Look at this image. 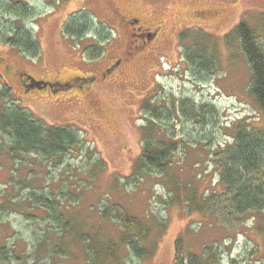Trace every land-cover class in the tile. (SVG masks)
Masks as SVG:
<instances>
[{"label": "rangeland", "instance_id": "obj_1", "mask_svg": "<svg viewBox=\"0 0 264 264\" xmlns=\"http://www.w3.org/2000/svg\"><path fill=\"white\" fill-rule=\"evenodd\" d=\"M24 1L31 14L17 23L33 30L41 55L33 56L0 39V89L5 85L11 88L9 106L25 109L46 129L72 128L84 145L54 163L39 159L36 153L12 161L5 154L13 138L0 126V151L4 153L0 155V202L8 197L13 202L7 214L0 216V247L13 248L19 258L10 263L0 260V264H91L86 247L92 243L79 236L74 240V233L60 239L57 230L71 221L86 238L98 231L103 242L118 239L119 227L100 215L104 201L122 204L142 220L156 215L166 223L157 236L154 255L141 259L130 254L126 264H175L177 239L187 232V244L194 251L217 244L223 252L221 264H264L263 213L236 216L224 195L214 197L212 208L200 213L186 202H171L173 193L166 177L147 174L128 182L142 152L144 102L154 100L178 110L180 101L187 99L198 107L214 106L216 111L207 110L210 114L204 121L176 115L171 129L184 143L176 152L175 178L197 187L199 199L224 190L219 169L222 151L233 144L231 128L243 120L264 129V115L248 96L250 69L245 58L230 50L223 39L242 20L264 38V0ZM7 2L0 0V36L4 38L16 18L3 9ZM83 14L89 16V35L96 34L95 41L64 31L72 15ZM121 15L139 19L146 28L162 29L151 48L135 52L129 60L123 51L127 33L121 31L118 46H110L120 30ZM187 28L205 30L219 40L214 71L202 72L186 62L179 39ZM91 46H99L103 55L93 59ZM117 60L121 64L104 75ZM22 72L37 81L60 75L89 80L78 79L68 90H28ZM100 158L105 162L103 170L98 168ZM45 191L54 194L56 219L24 199L31 192ZM157 231L152 232L153 241ZM45 240L46 247L39 250ZM53 244L54 254L46 249ZM58 244L64 253L60 254ZM120 248L129 255L123 245Z\"/></svg>", "mask_w": 264, "mask_h": 264}, {"label": "trees", "instance_id": "obj_2", "mask_svg": "<svg viewBox=\"0 0 264 264\" xmlns=\"http://www.w3.org/2000/svg\"><path fill=\"white\" fill-rule=\"evenodd\" d=\"M3 9L14 14L16 18L5 38L1 35L0 39L3 38L9 45L39 57L41 55L39 39L34 36L33 30H28L23 24L17 23L19 19L25 20L31 14L29 6L24 0H8ZM88 19L89 16L85 14L72 15L64 25L65 33L79 38L89 34L92 26ZM261 23L264 28V16L261 17ZM223 40L230 50L239 51L245 58L250 69L247 93L264 115V38L259 36L246 20H242L224 36ZM218 41L213 34L197 28L183 30L179 39L185 49L186 62L202 72H212L216 69ZM90 50L93 59L102 56L101 48L91 46ZM21 77L27 89L39 86L40 81L35 80L29 73L22 72ZM10 99H12V90L5 85L0 89V126L13 138L5 154L12 161L20 159L25 154L36 153L39 159H44L46 162L50 160L54 163L57 158H63L70 151L84 145L77 132L72 128L50 127L46 129L25 109L19 108L15 104L9 106L7 102ZM142 110L145 112L143 117L145 122L141 127L142 152L134 164V171L128 177V182L130 179L135 182L139 181L147 174L160 175L166 177L167 187L173 193L171 199L173 204L182 205L183 202H186L189 207L202 213L207 210V207L210 206L209 210L212 208L214 197L224 195L226 201L231 205L232 213L236 216H243L247 212L264 214V129L253 127L243 120L235 123L231 128L233 144L222 151V166L219 169L220 182L224 190L217 195L214 192L209 199L205 197L199 199L196 192L197 187H191L187 182L179 181L178 177L175 178L176 152L184 141L176 136L171 126L176 115L204 121L210 114H206V111H216L215 107L209 105L198 107L194 102L183 99L177 110L175 106L165 107L159 102L147 99ZM0 155H4V153L0 151ZM104 163L101 158L98 160L100 170H103ZM53 195L48 191L31 192L24 199L30 201V206L54 215L57 208ZM104 202L100 207V215L105 221L113 222L119 227L118 239H107L103 242L98 236L100 234L98 231L94 233L93 237L89 234L90 236L86 238L82 232L80 233L79 226L71 224V221H67L63 226L60 225L57 230L60 233L59 238L61 239L65 234L74 233L73 239L79 236L82 241L92 243L86 247L88 255L86 257L91 264H126L130 254L141 259L154 255L157 236L166 228L165 221L158 220L156 215H153L150 220H142L131 215L122 204ZM61 203L65 202L61 201ZM11 205L13 206L11 197L4 198L0 202V216L6 215ZM54 217L56 219L55 215ZM58 220H61V217ZM154 230L158 231L153 241L151 237ZM187 234L182 233L177 239L175 264L222 263L223 252L217 244L204 246L201 251H194L187 244ZM46 244V240L42 241L38 249L42 250ZM121 245L125 247L129 255H126L124 248H120ZM59 247V244L56 245L60 254L64 253ZM46 249L54 254V244L49 245ZM18 259L13 248L0 247L2 263L15 262Z\"/></svg>", "mask_w": 264, "mask_h": 264}, {"label": "flooded vegetation", "instance_id": "obj_3", "mask_svg": "<svg viewBox=\"0 0 264 264\" xmlns=\"http://www.w3.org/2000/svg\"><path fill=\"white\" fill-rule=\"evenodd\" d=\"M120 23V30H118L116 38L111 40L110 46L112 48L118 46V38L121 37V31L127 33L129 40L126 41V46L123 49L125 60H129L130 56H132L135 52H142L151 48V46H153V44H155V42L159 39L162 30L161 27L146 28L142 26L139 19L135 17L126 18L125 16L121 15ZM83 37H92L93 41L97 40V35L94 33L91 36L86 34ZM117 61V63L113 62L107 69H105L104 75L114 71V69L117 68L122 62L121 60ZM78 79H81L83 82H85L88 80V77H64L61 75L54 76L53 79L47 81L50 83V85H48L44 91L49 90L52 87L51 84H54V89H56L55 87H61L64 90H68L72 83L76 82Z\"/></svg>", "mask_w": 264, "mask_h": 264}, {"label": "water", "instance_id": "obj_4", "mask_svg": "<svg viewBox=\"0 0 264 264\" xmlns=\"http://www.w3.org/2000/svg\"><path fill=\"white\" fill-rule=\"evenodd\" d=\"M40 84H42L41 87L39 85L40 89H45L48 86V83H40Z\"/></svg>", "mask_w": 264, "mask_h": 264}]
</instances>
